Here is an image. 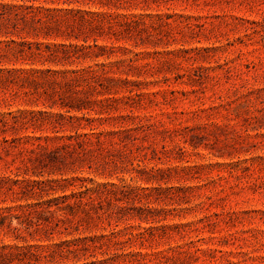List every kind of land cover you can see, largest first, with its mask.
I'll list each match as a JSON object with an SVG mask.
<instances>
[{
	"label": "rangeland",
	"instance_id": "rangeland-1",
	"mask_svg": "<svg viewBox=\"0 0 264 264\" xmlns=\"http://www.w3.org/2000/svg\"><path fill=\"white\" fill-rule=\"evenodd\" d=\"M0 264H264V0H0Z\"/></svg>",
	"mask_w": 264,
	"mask_h": 264
}]
</instances>
